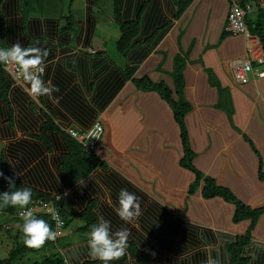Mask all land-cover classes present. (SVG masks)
<instances>
[{"label":"crops","instance_id":"0c3cea01","mask_svg":"<svg viewBox=\"0 0 264 264\" xmlns=\"http://www.w3.org/2000/svg\"><path fill=\"white\" fill-rule=\"evenodd\" d=\"M8 1L11 0L3 5L5 24L17 21L21 46L38 47L47 53L41 78L59 89L52 93L53 102L48 96L33 99L25 89V99H20V90L15 86L10 93L12 120L0 115V155L8 157L18 177L51 195L69 190L70 195L63 202L67 227L58 240L59 249L53 242L48 253H62L69 264L94 260L88 246L90 232L81 230L85 220L79 216L70 218L71 213H82L93 203L98 222L100 216L109 220L111 233L127 229V241L135 243L153 264H229L228 245L246 234L250 235V242L243 254L250 259L249 264H264V212L254 222H234L233 204L223 199H204L200 189L190 194L189 185L180 187L172 182V173L179 170L180 144L178 139L171 141L172 132L162 125L166 121L170 126L174 124L176 134L178 126L163 101L160 100L169 115L163 111L154 113L160 106L157 107L159 100L152 99H159L157 94L140 90L133 82L134 77L148 76L173 86L174 59L187 52L185 91L193 109L186 121L190 144L197 154L194 165L216 178L219 185L230 188L245 204L263 207L264 64H255L258 73H249L243 84L235 82L226 66L228 59L243 57L246 52L243 36L226 29L229 0H193L179 18L174 16L177 6L173 0H110L109 15L113 16L117 6L124 21H139L141 27L135 46L126 55L119 52L120 56L108 52L107 32H98L101 0H83L84 6L75 8V12L74 0H69L65 15L56 8L68 0H14L17 5L13 12L7 7ZM24 11L29 14V33L23 29ZM152 12L158 16L150 24ZM257 15L256 8L248 16L255 19ZM2 40L0 35V49ZM16 42L8 38L5 41L9 47ZM128 65L136 67L133 78L125 76ZM62 75L68 77L66 84H60ZM26 85L30 89L31 85ZM219 86L226 90L223 106ZM71 92H78L86 109L68 110L64 99ZM109 92L112 96L101 107L99 96ZM1 107L7 108L0 100ZM48 116L62 129L70 126L85 131L94 121L103 122L104 133L96 154L104 165L99 164L84 179L85 185L71 181L59 170L68 150L61 133L48 131L49 144L40 139ZM152 121L155 124L150 126ZM156 150L161 155L168 150L173 153L170 174L158 166ZM15 151L33 157L21 170ZM39 167L40 176L28 177ZM121 189L139 199L140 216L134 223H126L114 211L119 207ZM184 196L189 206L182 221L178 211ZM214 202L219 206L218 212ZM194 213L201 216L202 222H195ZM165 222L170 224L169 229L163 227ZM8 224L14 228L19 243L23 242L24 220L15 219ZM126 264L145 263L128 254Z\"/></svg>","mask_w":264,"mask_h":264},{"label":"trees","instance_id":"16d2710c","mask_svg":"<svg viewBox=\"0 0 264 264\" xmlns=\"http://www.w3.org/2000/svg\"><path fill=\"white\" fill-rule=\"evenodd\" d=\"M7 0H0V21H1V28H0V35L3 38V49L10 48L7 46L5 41L7 38L9 40H17L18 42L22 41V38H17L20 36L18 30V22H12L10 24L6 23V15L3 12V5L5 4ZM62 2L64 0H61ZM177 6V11L174 14L175 18H179L189 7L191 2L193 0H173ZM7 7L9 9H12L10 12H13L16 8L17 2L14 0L8 1ZM157 13L152 12L149 16L150 24L155 22ZM27 16L29 14L24 11L23 14V29L24 31L28 32L27 27ZM67 18H71V16H67ZM113 18L114 20L119 24L120 27V38L116 43V48L118 52H120L123 55H126L134 46H135V38L140 33V22L134 21V20H128L124 21L122 19V16L120 12L118 11L117 6L115 7V10L113 12ZM247 24L249 27V30L252 34L257 35L264 48V9L260 8L258 9V15L255 19L249 18L247 16ZM70 27V26H69ZM7 31V32H6ZM29 33V32H28ZM229 33V32H227ZM226 34V31L224 32ZM187 52L183 54H178L174 59V69L171 74L172 80H173V86H170L169 83L161 80V81H153L150 77L145 76L142 78L134 77V73L136 71L135 66H126L125 67V76L126 78H133V82L135 85L143 91L147 92H153L157 94L160 98L152 97L153 100H159L160 105L158 108L154 110V113H160L164 112L165 116H167L168 110L164 108L163 103L167 104V108L171 111L172 116L174 118V121L176 122L178 126V133L176 134L174 124L170 126V123L168 121L164 122L162 127L166 129L168 132H172L171 141L175 142L176 139H178L180 144V150L181 154L179 155L178 164H179V170L177 173H172L171 180L172 182L177 183L180 187H184L186 185L188 186V192L190 194H194L198 189L201 190V194L204 199L208 200H218L223 199L224 201L231 203L235 206L234 209V222H240L246 219H251L253 222L256 221L258 216L264 212V206L259 208H252L249 205L245 204L243 201H241L236 195L233 193V191L223 185H219L216 178L206 175L202 170L197 168V166L194 165V159L197 156V154L193 151L191 144H190V138H189V128L186 121V116L189 112L192 111L193 106L192 103L187 99L186 96V85H187V79L185 75V68L187 65ZM27 58V57H26ZM256 64V63H255ZM63 76V75H62ZM64 80L60 78V84H66V81H68L67 76H63ZM218 84V83H216ZM16 85H14L13 80L11 77L6 73L3 63H0V100L3 101L7 108L1 107L0 108V115L2 117L7 116L8 120H12L13 114H12V106H11V99H10V93L12 92L13 88ZM20 91L17 92L18 98H24L25 99V93L22 91L23 88L17 86ZM219 93H220V100L221 104L226 100L225 93L226 90L223 89L221 86L218 87ZM22 91V92H21ZM112 92H109L107 95L106 93H103L99 96V99L97 102L100 104L101 107L105 105L106 102L110 99L109 97L112 96ZM161 100V101H160ZM65 106L68 108V110L74 112L79 111L82 108H85L84 101L79 98L78 92H71L68 93V97L66 96L64 99ZM86 109V108H85ZM229 112V110H228ZM49 117V116H48ZM92 117V110L89 111V118ZM150 124V123H149ZM155 124L154 121L151 122L150 126ZM48 131H57L61 133L62 139L64 140V143L67 147V153L63 156V162L59 166V170L61 172H64L67 174L71 181L77 183L80 182L82 179H86L92 171L99 165H104V162L101 161L100 157L91 151H87L85 147L75 138H73L69 133H67L64 129H62L58 124L55 123L53 120V117H49L46 123L44 124L42 128V136L40 139L46 143L49 144L50 141L48 139L47 133ZM171 134V133H170ZM56 139V138H55ZM156 144H158V140L156 139ZM141 144V142H140ZM51 149V146L48 147ZM39 150H37L38 152ZM156 155H159L157 157V164L159 167L162 168L163 171L167 172V174H170V169L172 168L170 164V159L174 161V157L171 158L172 155L170 154V151L168 150L166 154L163 153L161 155L158 150L155 151ZM14 154H18V169H23L26 164H28L31 159L33 158L32 155L27 156L26 154L18 153L15 151ZM156 161V157L153 158V161ZM41 167L37 168L34 172H30L28 177H36L41 175ZM0 171L4 173V177H12L15 180V184L10 187L7 180L4 179V177H0V194H3L4 192H14L16 190L22 189V188H30L32 190V199L36 198H42V199H49L51 197V194L44 192L42 189H38L34 187L33 185L27 183L26 179H21L18 177V175L15 173V171L12 169L11 164L9 162L8 157L2 153L0 155ZM263 177V175H261ZM65 201V200H64ZM61 202L60 206L62 209V213L64 214L63 210V202ZM215 201V202H216ZM215 210L218 212V205H215ZM19 206H11L5 208H0V220L4 219L5 221H13L15 219H21L18 217H14L17 208ZM37 219H43L51 228V230L54 232V221L51 219V217L47 214H35L34 215ZM65 216V214H64ZM75 216L81 217L83 220H85V225L81 227L82 231L90 232L91 227L93 224L98 223V217L96 213L93 210V203L90 204L82 213H71L70 218H74ZM67 222L68 218L66 217ZM164 228H170V224L165 222L163 225ZM25 237V235L23 236ZM25 240L23 239V242L19 243L15 249L11 251L9 256L0 258V264H14L15 260L19 258L22 255H25L27 252L34 250L35 247H29L25 244ZM250 242V235H241L236 238L235 241L231 242L228 245V252L230 255V263L229 264H249V258L246 257L243 254L244 247L249 244ZM53 240H46L43 244V247L52 246ZM126 250L128 253H125L123 257L117 260H111L108 261L107 264H126L128 254L130 256L138 257L140 258L145 264H153L152 260L144 255H142L136 246L135 243L128 242L127 241V247ZM64 258L62 255L54 251L51 254H48L41 260H35L31 264H63ZM82 264H105V262L94 259V260H87L83 262Z\"/></svg>","mask_w":264,"mask_h":264},{"label":"clouds","instance_id":"9594fccd","mask_svg":"<svg viewBox=\"0 0 264 264\" xmlns=\"http://www.w3.org/2000/svg\"><path fill=\"white\" fill-rule=\"evenodd\" d=\"M47 56L46 52H42L38 47H22L20 42L14 43L10 48L0 49V63L5 65H17L18 74L22 77L25 84H30L28 94L36 99L40 96H48L50 99L54 91H59L56 86L45 84L39 73H42L44 58ZM27 57V58H26ZM0 177H4V173L0 171ZM8 181L10 187L15 184L12 177H4ZM80 185H85L82 179ZM32 198V190L30 188H22L14 192H4L0 194V208L11 206L26 207ZM119 207H115L114 211L119 218L126 223H134L140 216V203L138 197L129 192L127 189H121L118 196ZM24 224L22 231L26 237L25 244L29 247L42 246L46 240H55L58 235L53 232L49 225L43 219H37L32 210L22 213ZM53 219L57 221L59 227L61 221L58 216ZM129 231L127 229H120L111 233V222L106 220L103 216L99 217V222L93 224L90 231L88 246L90 255L94 259H99L105 264L111 260L120 259L125 255L127 247ZM112 237H115L113 239ZM154 255V253H153ZM209 264H212L209 261Z\"/></svg>","mask_w":264,"mask_h":264},{"label":"built area","instance_id":"2783aa9c","mask_svg":"<svg viewBox=\"0 0 264 264\" xmlns=\"http://www.w3.org/2000/svg\"><path fill=\"white\" fill-rule=\"evenodd\" d=\"M256 8L264 9V0H229L226 29L233 35L243 36L246 52L243 57L228 59L226 61V66L231 71L235 82L240 84H243L248 80L250 72L256 71L255 63L258 65L264 64V48L261 40L257 35L251 33L247 24V16ZM3 67L6 73L13 80L14 85L28 90L27 85L24 83L22 77H20L18 74L17 65L3 64ZM41 67L43 71L42 73H39L40 76L44 75L46 70L44 65H41ZM63 129L73 138L78 140L87 151L96 153L104 133V124L98 119L94 121L93 124L85 131L75 129L70 126L64 127ZM69 195V190L63 189L52 194L47 200L42 198L32 199L26 207H18L13 216L23 219L22 213L28 210H32L33 215L40 213L49 215L55 224L54 232L58 233L56 239L53 240V242L54 245L59 249L58 240L63 230L67 227V219L62 213L60 204L62 201L67 199ZM54 216H58L61 221L59 227L57 226V221L53 219ZM63 264H69L67 259L64 258Z\"/></svg>","mask_w":264,"mask_h":264},{"label":"rangeland","instance_id":"374dc122","mask_svg":"<svg viewBox=\"0 0 264 264\" xmlns=\"http://www.w3.org/2000/svg\"><path fill=\"white\" fill-rule=\"evenodd\" d=\"M68 1L61 3V5H63L62 7L55 6V8L57 7L56 8L57 10L58 8H60V13L63 12L62 13L63 15L67 14L68 12L69 3H70V1L69 2ZM84 3L85 2L83 0H74V3L72 4V8L74 9V12H75V8L83 7ZM98 4L102 6L101 12L97 13L98 18L101 23L99 25L98 32L100 33L104 32L103 29L107 32V35L110 39L109 44H108V52L114 56L115 55L120 56V53L118 52L116 48V43L120 38L121 32H120L119 24L114 20L112 15H109L110 9H112L109 6L110 0H101V3H98ZM51 8H54V6H52ZM223 104L224 102H222L220 106H223ZM188 206H189V203L186 201V198L184 196L183 203L179 205L180 210L178 211V216L180 220H182L183 217L187 216ZM195 208L197 209V204ZM194 215H196L195 222L197 221L202 222L201 216L199 214L194 213ZM8 222L10 221H5L4 219L0 220V258L9 256L11 251L15 249L17 245L19 244V239L18 237L16 238L15 236L14 228L11 226V224H8ZM22 238L24 240L26 239V237H22ZM41 247L43 246H38L35 250L29 251L25 255L20 256L19 258L15 260L14 264H31L35 260H41L42 258H44L45 256L49 254L48 248L50 246L48 247L46 246L47 248L45 250H42Z\"/></svg>","mask_w":264,"mask_h":264}]
</instances>
